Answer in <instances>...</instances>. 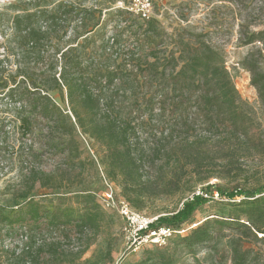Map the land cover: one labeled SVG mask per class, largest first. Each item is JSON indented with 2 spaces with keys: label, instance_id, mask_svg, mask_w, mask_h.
Instances as JSON below:
<instances>
[{
  "label": "trees",
  "instance_id": "trees-1",
  "mask_svg": "<svg viewBox=\"0 0 264 264\" xmlns=\"http://www.w3.org/2000/svg\"><path fill=\"white\" fill-rule=\"evenodd\" d=\"M42 1L29 0L6 20L0 13L3 35L12 33L16 62L15 70H6L9 54L0 58L1 107L13 113L23 150L12 203L0 204V243L28 226L32 235L26 236L22 264H66L62 239L96 234L110 217L94 188L99 166L137 211L160 194H193L178 211L153 223L176 231L167 245L131 264H177L184 256L199 264V248L227 228L245 239L264 240L262 189L217 188L229 199L245 198L229 204L230 216L208 218L179 233L192 226V215L208 200L194 194L195 187L237 173L240 158L259 151L262 143L249 136L246 103L223 51L207 40L209 33L190 26L168 32L156 17L142 19L127 7H106L101 20L104 10L96 17L65 1L51 8ZM231 1L241 9L239 0ZM110 21L114 31L106 37L98 29ZM244 38L245 44H263L242 62L262 98L264 29ZM81 136L92 154L83 149ZM7 140L1 119L0 151ZM46 158L52 167L43 165ZM211 167H220L219 174L209 172ZM46 236L52 237L49 242ZM3 254L14 264L20 260ZM247 257L234 247L235 264Z\"/></svg>",
  "mask_w": 264,
  "mask_h": 264
},
{
  "label": "rangeland",
  "instance_id": "rangeland-1",
  "mask_svg": "<svg viewBox=\"0 0 264 264\" xmlns=\"http://www.w3.org/2000/svg\"><path fill=\"white\" fill-rule=\"evenodd\" d=\"M29 0H0V13H5L4 20L13 15L14 11L24 9ZM59 1H65L69 5L74 4L77 9L87 8L99 16L102 12V19H105V12L110 9H126L132 0H43V4L53 7ZM241 9L237 10L231 0H151L152 16L156 17L168 32H173L180 26H190L195 32L209 33L207 40L220 48L226 59L227 68L232 72L235 86L240 98L246 103L245 109L251 116V127L249 136L256 137L260 143V150H252L248 155L238 161L239 171L230 176L213 177L202 182L195 187V192L207 193V202L198 208L192 215L190 221L193 224H201L208 218L228 217L232 214L229 204L239 202L244 196L229 199L220 195L217 188L224 191L243 189L252 191L255 189L264 190V97H260L259 92L251 83V73L243 67V60L251 53L263 48L259 41L245 44V34L252 31L264 29V0H239ZM117 14H114L115 20ZM101 26V25H100ZM98 26V27H100ZM115 22L110 21L106 26L98 29L106 37L111 36L114 31ZM71 29L69 31V34ZM11 30L4 36L0 29V58L3 59L9 54L8 64L5 68L15 70L11 40ZM65 41L62 42V46ZM10 48V49H9ZM9 49V50H8ZM264 52V51H263ZM19 79V78H18ZM4 119L8 140L2 145L0 151V204H11L13 190L19 185L20 161L22 148L20 146L19 132L14 129L13 113L5 112L0 101V120ZM83 149L93 153L90 145L81 136ZM43 165L46 168L53 166V160L44 159ZM211 173L219 174L220 167H211ZM96 183L94 188L99 192L104 191V182L99 166V172L95 175ZM206 192V193H205ZM39 193V192H36ZM201 195V194H197ZM38 198L39 195H36ZM192 193L166 195L160 194L149 199L142 211L154 218L173 214L178 211ZM98 198V197H97ZM105 210V209H104ZM107 211L109 219L104 223L100 231L94 234L88 231L79 240H63V250L67 254L66 264H131L141 261L147 257V251L156 250L162 247L144 246L137 251L130 250L126 236L122 230L123 219L117 212ZM29 227L19 229L17 234L6 236L0 243V264H14L8 261L3 252L8 251L16 254L20 259L17 263L22 264L24 246L28 244V238L32 235ZM27 236V237H26ZM48 242L51 236H46ZM91 239V245L85 253L78 256L87 242ZM233 241V243H231ZM239 246L240 251H247L248 257L244 264H264V240L245 239L238 230L224 229L221 236L198 250L199 264H235L233 260V249ZM164 247V246H163ZM21 257V258H20ZM29 260V259H28ZM193 257L184 256L178 258L177 264H194ZM16 263V264H17ZM237 264V261H236Z\"/></svg>",
  "mask_w": 264,
  "mask_h": 264
},
{
  "label": "built area",
  "instance_id": "built-area-1",
  "mask_svg": "<svg viewBox=\"0 0 264 264\" xmlns=\"http://www.w3.org/2000/svg\"><path fill=\"white\" fill-rule=\"evenodd\" d=\"M151 0H132L127 8L142 19H148L152 16ZM102 173L105 189L97 194L98 201L105 210L117 212L123 219L122 230L126 236L130 250L137 251L144 246H166L172 234L176 231L170 227L154 228V218L146 215L144 212L135 210L130 203L120 195L118 187L108 180ZM194 194H204V192H194ZM191 227L179 230V233L185 234ZM262 235V234H261Z\"/></svg>",
  "mask_w": 264,
  "mask_h": 264
}]
</instances>
